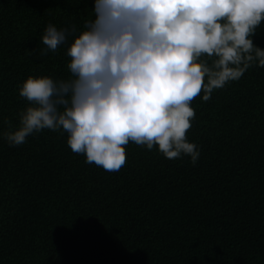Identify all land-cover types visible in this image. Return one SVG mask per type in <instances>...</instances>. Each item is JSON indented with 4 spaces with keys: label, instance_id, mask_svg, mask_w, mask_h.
Returning <instances> with one entry per match:
<instances>
[{
    "label": "trees",
    "instance_id": "obj_1",
    "mask_svg": "<svg viewBox=\"0 0 264 264\" xmlns=\"http://www.w3.org/2000/svg\"><path fill=\"white\" fill-rule=\"evenodd\" d=\"M93 3L0 0V130L5 118L18 125L29 75L71 78L67 45L26 49L44 47L50 23L83 30ZM252 39L264 49V22ZM202 95L187 132L195 165L129 142L126 164L108 172L66 133L19 146L0 137V264H264V67Z\"/></svg>",
    "mask_w": 264,
    "mask_h": 264
},
{
    "label": "clouds",
    "instance_id": "obj_2",
    "mask_svg": "<svg viewBox=\"0 0 264 264\" xmlns=\"http://www.w3.org/2000/svg\"><path fill=\"white\" fill-rule=\"evenodd\" d=\"M92 11L83 30L50 23L44 47L26 49L44 57L67 45L71 78L29 75L18 86L27 106L0 137L19 146L45 129L66 133L73 153L108 172L126 164L129 142L195 165L192 101L264 67L252 39L264 0H94Z\"/></svg>",
    "mask_w": 264,
    "mask_h": 264
}]
</instances>
